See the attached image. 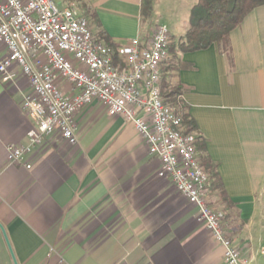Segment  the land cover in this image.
Wrapping results in <instances>:
<instances>
[{"label":"crops","instance_id":"1","mask_svg":"<svg viewBox=\"0 0 264 264\" xmlns=\"http://www.w3.org/2000/svg\"><path fill=\"white\" fill-rule=\"evenodd\" d=\"M141 1L84 0L119 45L141 39ZM178 2L188 18L169 30L175 38L198 0ZM230 41L232 66L213 45L180 54L177 79L229 200L212 192L226 231L246 263L264 264V6ZM30 93L24 77L0 78V264H226L197 207L158 176L160 160L133 124L100 102L76 115V145L56 134L26 158L31 169L9 164L8 146L27 144L34 127L22 107Z\"/></svg>","mask_w":264,"mask_h":264},{"label":"built area","instance_id":"2","mask_svg":"<svg viewBox=\"0 0 264 264\" xmlns=\"http://www.w3.org/2000/svg\"><path fill=\"white\" fill-rule=\"evenodd\" d=\"M170 39L169 29L158 26L144 47L139 38L122 45L115 64V52L95 41L90 22L76 5L0 0L1 82L28 80L31 93L22 107L34 124L27 144L8 146V163L31 169L26 158L56 134L76 145V115L100 102L110 117L133 124L149 153L160 160L158 176L169 179L197 207L199 221L223 247L225 263L248 264L226 231L225 210L213 201L196 136L178 129L179 119L161 97V68L169 59Z\"/></svg>","mask_w":264,"mask_h":264},{"label":"trees","instance_id":"3","mask_svg":"<svg viewBox=\"0 0 264 264\" xmlns=\"http://www.w3.org/2000/svg\"><path fill=\"white\" fill-rule=\"evenodd\" d=\"M157 0H142L140 20L142 36L141 46L147 45L153 37L156 25L153 21ZM63 4L76 5L92 27L95 41L104 44L115 52V64L119 62L118 50L122 45L116 44L105 32L97 14L88 7L84 0H63ZM264 6V0H198L190 11L188 29L180 37H171L168 47L169 59L161 68L160 94L164 103L173 109L179 119L180 129L185 135L196 136V150L202 167L211 180V191L219 195V201L229 205L224 187L219 177L217 165L207 161L205 141L197 136L195 122L189 115V106L184 99L187 92L177 79L183 67L180 54L206 50L216 45L220 54L225 55L232 66L231 32L240 26L244 18L254 9ZM176 78V80H175Z\"/></svg>","mask_w":264,"mask_h":264},{"label":"rangeland","instance_id":"4","mask_svg":"<svg viewBox=\"0 0 264 264\" xmlns=\"http://www.w3.org/2000/svg\"><path fill=\"white\" fill-rule=\"evenodd\" d=\"M56 1L58 4L63 2V0ZM187 11L188 6L178 2V0H161L156 13H154V19L160 26H165L171 30L173 27L180 25L182 21H187Z\"/></svg>","mask_w":264,"mask_h":264},{"label":"water","instance_id":"5","mask_svg":"<svg viewBox=\"0 0 264 264\" xmlns=\"http://www.w3.org/2000/svg\"><path fill=\"white\" fill-rule=\"evenodd\" d=\"M14 262H15V260H14ZM15 264H17V263L15 262Z\"/></svg>","mask_w":264,"mask_h":264}]
</instances>
